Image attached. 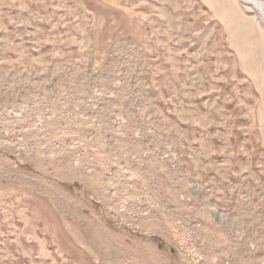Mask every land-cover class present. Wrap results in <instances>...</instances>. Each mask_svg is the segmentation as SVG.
Returning <instances> with one entry per match:
<instances>
[{"label": "rangeland", "instance_id": "374dc122", "mask_svg": "<svg viewBox=\"0 0 264 264\" xmlns=\"http://www.w3.org/2000/svg\"><path fill=\"white\" fill-rule=\"evenodd\" d=\"M228 1L259 47L217 97L162 88L106 0H5L0 264H264V17Z\"/></svg>", "mask_w": 264, "mask_h": 264}, {"label": "crops", "instance_id": "0c3cea01", "mask_svg": "<svg viewBox=\"0 0 264 264\" xmlns=\"http://www.w3.org/2000/svg\"><path fill=\"white\" fill-rule=\"evenodd\" d=\"M106 1L124 11L126 16H136V21L131 19V23L135 22L131 32L136 37L128 36L123 30H119L116 37H123L125 47L129 49L138 47L146 53L144 66L148 65L150 70L153 67L154 80L159 81L162 88L164 86L161 83L167 78L172 89L179 91L183 85H188L189 80L183 77L188 75V70L193 69L202 81L206 80L209 72L214 82L219 81L213 84L212 80L207 79L211 86L219 87L220 90H215L219 97L224 94L221 91L229 88V78H236L239 83H242L237 69L228 71L227 65L237 67V58L241 57L239 53L241 52L243 66H245L244 50L251 48L256 51L259 47L256 40L246 36L247 33L251 36L256 34L255 31L259 30L257 27H240L242 29L240 33H243L245 37L239 44V12L235 4L228 0H199L207 11L202 19L205 23L203 26H197V16L193 9L196 0ZM17 3L20 4L21 0H17ZM184 7L186 12L182 11ZM5 11L9 12L5 9V0H0V20L4 19ZM14 11L16 10H11V12ZM151 23L154 25L152 26ZM158 23H161L165 30L159 31L155 26ZM151 31L156 37L149 36ZM212 63L213 69L210 67ZM249 82L253 81L249 80ZM203 85L206 89V83ZM240 89L239 86L238 91Z\"/></svg>", "mask_w": 264, "mask_h": 264}, {"label": "bare ground", "instance_id": "6f19581e", "mask_svg": "<svg viewBox=\"0 0 264 264\" xmlns=\"http://www.w3.org/2000/svg\"><path fill=\"white\" fill-rule=\"evenodd\" d=\"M247 1L252 3L257 9H259L264 17V1L263 0H247Z\"/></svg>", "mask_w": 264, "mask_h": 264}, {"label": "built area", "instance_id": "2783aa9c", "mask_svg": "<svg viewBox=\"0 0 264 264\" xmlns=\"http://www.w3.org/2000/svg\"><path fill=\"white\" fill-rule=\"evenodd\" d=\"M159 25H160V26H159ZM156 28H158L159 31L165 30V28L163 27V25H162L161 23H158V24L156 25ZM151 32H152V31H151ZM151 32H150L149 36H150L151 38H153L154 36L156 37L155 33H154V32L151 33ZM119 39H120V41H121L122 43H124V39H123V37H119Z\"/></svg>", "mask_w": 264, "mask_h": 264}]
</instances>
